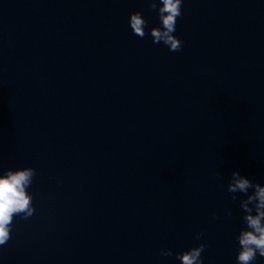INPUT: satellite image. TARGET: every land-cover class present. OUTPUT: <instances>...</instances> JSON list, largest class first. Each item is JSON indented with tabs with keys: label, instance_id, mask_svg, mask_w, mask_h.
Listing matches in <instances>:
<instances>
[{
	"label": "water",
	"instance_id": "obj_1",
	"mask_svg": "<svg viewBox=\"0 0 264 264\" xmlns=\"http://www.w3.org/2000/svg\"><path fill=\"white\" fill-rule=\"evenodd\" d=\"M136 11L159 26L148 0H0V168L37 172L0 264H179L162 250L199 243L236 264L227 180L264 183V0H184L178 52L133 35Z\"/></svg>",
	"mask_w": 264,
	"mask_h": 264
},
{
	"label": "clouds",
	"instance_id": "obj_2",
	"mask_svg": "<svg viewBox=\"0 0 264 264\" xmlns=\"http://www.w3.org/2000/svg\"><path fill=\"white\" fill-rule=\"evenodd\" d=\"M150 8L157 12L159 26L149 28L142 12L129 14L128 24L133 35L143 39L150 35L154 44L162 43L170 52L181 51L183 41L174 33L178 18L182 16L184 0H148ZM37 175L30 166L0 168V248L11 239L15 219L28 220L36 213L35 193L32 186ZM219 177L220 173L213 172ZM226 191L240 211L243 225L235 235L236 264H258L264 259V183L255 182L239 171H233L227 180ZM226 215L231 216L228 211ZM213 218L216 214L213 213ZM202 234H196L199 241ZM207 245L199 243L182 252L173 253L171 249L162 250V255L171 257L179 264H204L203 253Z\"/></svg>",
	"mask_w": 264,
	"mask_h": 264
}]
</instances>
